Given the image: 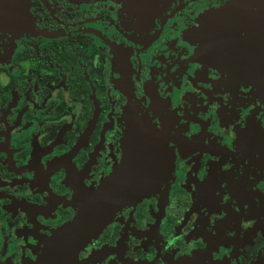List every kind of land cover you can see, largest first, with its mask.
Here are the masks:
<instances>
[{
    "label": "flooded vegetation",
    "instance_id": "flooded-vegetation-1",
    "mask_svg": "<svg viewBox=\"0 0 264 264\" xmlns=\"http://www.w3.org/2000/svg\"><path fill=\"white\" fill-rule=\"evenodd\" d=\"M227 2L0 0V264H264V8Z\"/></svg>",
    "mask_w": 264,
    "mask_h": 264
},
{
    "label": "water",
    "instance_id": "water-1",
    "mask_svg": "<svg viewBox=\"0 0 264 264\" xmlns=\"http://www.w3.org/2000/svg\"><path fill=\"white\" fill-rule=\"evenodd\" d=\"M133 1V0H132ZM128 1L129 4H131L132 6H134L136 3H134V1ZM244 2V0H228V5L231 6H241L243 5L242 3ZM252 6V5H249ZM254 7H256V5L254 4ZM257 7H259L260 9L264 8V3L262 0H259ZM201 34H202V30L199 29V21L197 20V27L194 29V31L192 32L193 38L194 40L199 43L200 39H201ZM137 126V125H135ZM138 127V126H137ZM142 130H141V138L138 141L137 144H139V146L136 145H130V143L127 141L126 143V154H125V160L127 163V166H129V164L131 162H134V167H138V165L135 164V160H142V164H144V161H147L148 163H146V165H152L154 167L158 166V163L156 162H151L150 160H158V158L160 159H164V157L161 155V149L163 148V146L160 144V142L158 143L156 140L153 139L152 134L150 133L148 128H151L150 124L146 123H142L141 126ZM136 133V131H135ZM137 133H139L137 131ZM144 134H149L147 136H145ZM131 159H134V161H131ZM116 173L111 175L105 182H102L100 184V186L98 187V189L95 191L94 193V199L95 202L93 204V215H97L98 214V210L103 209L105 207V202H104V198H110L113 202H122L129 199V194H127L126 197H124L123 195H121V191L119 190V186L117 185V181H118V169L115 171ZM155 178L149 179V180H145V179H136V182L138 184H140L142 186L141 192L145 191L144 185H145V181L148 182V186H151L154 182H155ZM130 179L128 181H126V183H129ZM112 183L113 186L115 185V189L110 191L113 187H111L108 191V184ZM108 192V193H107ZM109 200V199H108ZM91 209V207L89 208V210ZM83 213H85L84 215H86V211H84ZM84 218L86 216H83Z\"/></svg>",
    "mask_w": 264,
    "mask_h": 264
},
{
    "label": "rangeland",
    "instance_id": "rangeland-1",
    "mask_svg": "<svg viewBox=\"0 0 264 264\" xmlns=\"http://www.w3.org/2000/svg\"><path fill=\"white\" fill-rule=\"evenodd\" d=\"M83 1H87V0H83ZM128 1H132V0H122L123 3L124 2L127 3ZM133 1H134V3H138L139 4L137 9H141V8L145 7V8H149V9L153 10V8L157 7L156 4L158 2H159L158 4L163 5L164 3H166L169 0H133Z\"/></svg>",
    "mask_w": 264,
    "mask_h": 264
}]
</instances>
